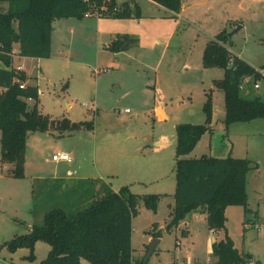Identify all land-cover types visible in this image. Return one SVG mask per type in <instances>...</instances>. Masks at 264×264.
Instances as JSON below:
<instances>
[{
    "label": "rangeland",
    "instance_id": "1",
    "mask_svg": "<svg viewBox=\"0 0 264 264\" xmlns=\"http://www.w3.org/2000/svg\"><path fill=\"white\" fill-rule=\"evenodd\" d=\"M137 1L139 16H102L108 33L100 37L96 14L56 19L52 50L61 51V56L43 61L15 59L14 65L23 62L33 67L32 74L40 70L39 108L57 123L47 131L29 134L24 177L13 176L11 165L2 162L0 130V264H36L47 257L51 245L45 240L35 243V261L27 257L31 253L28 247L13 252L6 242L42 223L49 209L79 210L106 193L101 186L118 191L125 185L140 195L161 194L157 211L142 200L140 213L133 218L135 259L146 257L154 223H158L162 236L147 264H187L189 254L192 264H220L212 241L225 230L213 233L203 218H185L180 227L167 229L177 189L176 127L183 122L206 123L204 104L209 96L214 130L205 133L186 157L234 156L261 163L249 171L246 180L248 205L257 213L246 215L242 205H231L226 225L236 246L264 264V118L227 126L224 91L215 84L224 68L203 64L208 41L225 26L229 30L244 23L232 38L231 52L264 69V0H245L242 12L234 5L237 0H198L191 7L186 4L189 8L180 17L148 0ZM239 15L243 20L237 19ZM74 21L88 23L87 31L70 32L69 24ZM63 23L67 26L60 33L63 26L58 24ZM125 31H132L138 44L120 52L107 49L112 41L109 32L118 35ZM4 66L0 59V68ZM260 76L246 82L248 90L243 89V94L264 98V75ZM32 79L37 83V76ZM28 103L30 108L35 104L33 100ZM63 118L92 122L93 127L62 129L58 123ZM162 134L173 143L156 151L154 140ZM61 150L70 152L72 160H54V153ZM70 169L72 174H68ZM55 173L64 178L51 179ZM34 174L48 179L34 178ZM186 221L190 232L183 234ZM82 262L89 264L86 259Z\"/></svg>",
    "mask_w": 264,
    "mask_h": 264
},
{
    "label": "trees",
    "instance_id": "2",
    "mask_svg": "<svg viewBox=\"0 0 264 264\" xmlns=\"http://www.w3.org/2000/svg\"><path fill=\"white\" fill-rule=\"evenodd\" d=\"M153 1L174 12L183 8V0ZM2 2L6 3L5 7ZM140 10L136 0H126L121 4L118 0H0V59L5 63L0 68L1 160L11 165L13 176L26 175L29 134L47 131L57 123V120L41 112L39 87L28 83L27 73L12 65L15 46H19L15 52L17 55L47 58L52 53L56 19L83 18L89 12L130 18L139 16ZM229 32L226 26L222 28L208 41L203 52L205 67L224 68L223 77L215 80V84L224 91L227 126L233 122L264 118V99L243 94L242 87L247 77L259 79L262 74L248 61L231 52L232 37ZM138 42L137 36L123 33L116 35L107 48L120 52L133 48ZM22 84H25L24 87ZM29 99L35 102L32 108L29 107ZM204 110L206 123L183 122L176 127L177 189L167 229L178 226L193 212H203L209 229L226 230L223 238L213 242L217 262L249 264L254 256L235 245L227 231L226 209L229 205H242L246 215L254 212L248 205L246 180L249 171L258 167L259 163L234 156L186 157L202 136L211 131V96L205 102ZM59 121L58 126L62 129L93 127L92 122H77L68 118ZM105 191L79 210L61 206L49 209L42 223L34 224L29 232L15 235L6 242L7 247L13 252L28 247L31 253L27 257L35 261V243L38 240L47 241L51 249L47 257L36 264H83V259L89 264H147L149 246L143 259L133 256V218L138 215L142 200L147 208L157 211L161 194L140 195L127 185L118 191L107 186ZM155 225L152 234L154 238L161 237L162 231H157Z\"/></svg>",
    "mask_w": 264,
    "mask_h": 264
},
{
    "label": "crops",
    "instance_id": "3",
    "mask_svg": "<svg viewBox=\"0 0 264 264\" xmlns=\"http://www.w3.org/2000/svg\"><path fill=\"white\" fill-rule=\"evenodd\" d=\"M119 1V4H121L122 2H124V1H126V0H124V1H121V0H118ZM148 1H150V2H152V3H154V4H156V5H158V6H160V7H163V6H161L160 4H158L157 2H155V1H153V0H148ZM191 1V2H190ZM206 1V0H205ZM244 1L245 0H237V3L238 4H236V3H234V5H237V7H238V9L242 12L243 10H245V8H244V6H245V4H244ZM254 0H252V2H253ZM256 1V0H255ZM133 2V1H132ZM136 2L139 4V2L136 0ZM189 3V7H191V5H193V4H195V3H198V0H183V8H182V10L180 11V12H174V11H171V10H169V12L170 13H172L173 15H177V16H181L182 14H183V12H185V10L186 9H188L189 7H186V4H188ZM140 5V4H139ZM141 8V7H140ZM164 9H167V8H165V7H163ZM94 14H96L97 16V22H96V26H97V29H96V31H97V35H98V37H100V36H102L103 34H105L108 30H107V28H106V25H104L103 24V22H102V19H101V17H102V15H99V13H91L90 15H89V17H92V15H94ZM124 19H127V18H124ZM232 19V18H231ZM237 19H241V17H240V15L239 16H237ZM241 20H243V19H241ZM96 21V20H95ZM71 24H73V26L75 25V27H73V26H70ZM239 24H241V23H239ZM88 23H81V24H77L75 21L73 22V23H70L69 24V31L70 32H73V33H76V32H78V34H83L84 33V31H87V28H88ZM58 26H63V28H61V30H60V33L62 32H64V30H65V27L67 26V23L66 24H58ZM233 27H230V29H229V31H232V28H236L237 26H238V24L236 25V24H234V25H232ZM243 26H244V23L243 24H241V29L243 28ZM54 28H58L57 26L56 27H54ZM107 30V31H106ZM239 32V31H238ZM108 33V32H107ZM125 33H129V34H133L134 35V33H132V31H130V32H128V31H125ZM237 33V32H236ZM121 34H123V33H121ZM109 36L111 37V39L113 40L115 37H116V34L114 35L112 32H109ZM234 36V35H233ZM233 36H232V38H233ZM59 37H60V35H59ZM214 37V36H213ZM158 40L159 41H161V39L160 38H158ZM107 44H109V42L107 43ZM107 44H106V47H107ZM18 48H19V46L18 45H16L15 46V50L16 51H18ZM108 49V48H107ZM233 51V50H232ZM233 53H235L234 51H233ZM61 51H56V52H53V50H52V53H51V56L50 57H47V58H49V59H51V60H53L54 58L53 57H55V56H57V57H59V56H61ZM235 54H237V53H235ZM237 55H239V54H237ZM240 56V55H239ZM20 57H24L25 59H29V58H31V59H38L39 61H43V59L44 58H40V57H28V56H20V55H15L14 56V59H13V66L14 67H17L18 65H23V68H22V70H24L26 73H27V75H28V77H29V79L27 80V82L28 83H30V84H35V85H37L38 87H39V82H38V80H39V75H40V70L38 71V73H37V75L36 74H32L31 73V69L33 68V67H29V66H25V64H23V62L22 63H20V64H18V65H14V62H15V59L16 58H20ZM241 57V56H240ZM116 61L117 62H119V59L118 58H116ZM247 61V60H246ZM96 68H94V70H95ZM96 72V71H95ZM34 76H37V83L36 82H34L33 81V79L32 78H34ZM252 77H247L246 79H245V82H244V84H245V87L243 88V89H247L248 90V86H247V84L250 82H248V80H250ZM246 82H248V83H246ZM255 83H256V81H255ZM257 88H259V87H257ZM39 91H40V88H39ZM40 96H41V92H40ZM260 97H262V96H260ZM263 98V97H262ZM264 99V98H263ZM29 100H32V99H29ZM28 100V101H29ZM39 102H40V100H39ZM255 120V119H254ZM253 120H251V122H252ZM211 131H210V133H212L213 132V130H214V127H213V124H211ZM1 136H2V134H1ZM29 138V137H28ZM155 143H156V145H157V147L155 148V150L156 151H161V150H163L166 146H168V145H171L172 143H173V139H171V138H169L168 136H167V134H162V135H160L159 137H157V138H155ZM28 141H27V148H28ZM61 151H65V152H68V151H66V150H61ZM58 152H60V151H58ZM70 153V152H69ZM54 154H56V153H54ZM71 154V153H70ZM27 155H28V149H27V152H26V166H25V172H26V170H27V166H28V160H27ZM56 161H60V160H56ZM261 165V163L259 164V166ZM68 174H72V170L70 169V170H68ZM27 175V174H26ZM25 175V176H26ZM33 177L34 178H38V177H41V178H43V179H48V177L47 176H45V175H41V174H34L33 175ZM51 179H63L64 177H62V176H58L56 173L55 174H53V175H51V177H50ZM102 190H106V188L104 187L103 188V186H101L100 187ZM113 189V188H112ZM114 190V189H113ZM229 206H231V205H229ZM229 206L227 207V209L229 208ZM173 208V207H172ZM227 209H226V211H227ZM252 209V208H251ZM253 210V209H252ZM46 213V212H45ZM139 213H140V207H139ZM254 213V212H253ZM171 214V213H170ZM44 216H45V214H44ZM199 218H203V219H205V220H207L206 219V214L205 213H203V212H193V213H191V214H189L187 217H186V220L187 219H194V220H196V219H199ZM44 219V218H43ZM182 222V221H181ZM180 222V223H181ZM180 223H179V225H180ZM186 224V227L185 228H183L182 229V233L183 234H188L189 232H190V229H189V222L188 221H186L185 222ZM176 226V227H180V226ZM156 229L159 227V224L158 223H156ZM227 226V225H226ZM32 229V228H31ZM213 233H219V232H221V231H224V230H214V229H210ZM225 233H226V230H225ZM225 236V234L221 237V238H223ZM152 237V235H150V237L149 238H151ZM154 237V236H153ZM160 239H161V237H159ZM221 238H219V239H215V240H213L212 241V248H213V242L214 241H217V240H220ZM177 241H178V239H177ZM176 241V242H177ZM235 245H236V243H235ZM238 247V246H237ZM239 248V247H238ZM240 249V248H239ZM241 251H243V250H241ZM252 254V253H251ZM253 256H254V254H253ZM254 259L257 261V259L255 258V256H254ZM257 264H258V261H257Z\"/></svg>",
    "mask_w": 264,
    "mask_h": 264
},
{
    "label": "built area",
    "instance_id": "4",
    "mask_svg": "<svg viewBox=\"0 0 264 264\" xmlns=\"http://www.w3.org/2000/svg\"><path fill=\"white\" fill-rule=\"evenodd\" d=\"M97 13V12H96ZM91 14V12H89V13H87V15H90ZM99 15H101V13H99ZM16 50H14L12 53H13V56H15L16 55ZM17 69H19V70H22V68H23V65H18L17 67H16ZM256 69L262 74V75H264V69L263 68H257L256 67ZM95 71L96 72H100V69L99 68H96L95 69ZM245 82V81H244ZM244 82H243V84H242V87L244 88ZM24 85L25 84H22L21 86L22 87H24ZM255 86L256 87H258L259 86V82H257L256 84H255ZM125 111H130L129 109H125ZM53 159L54 160H67V161H71L72 160V156H71V154L69 153V152H65V151H60V152H57L56 154H54L53 155ZM176 244L178 245L179 244V240L176 242ZM186 263L187 264H192L193 263V259H192V257H191V255L189 254L187 257H186ZM249 264H257V261L254 259V258H252L251 260H250V263Z\"/></svg>",
    "mask_w": 264,
    "mask_h": 264
},
{
    "label": "water",
    "instance_id": "5",
    "mask_svg": "<svg viewBox=\"0 0 264 264\" xmlns=\"http://www.w3.org/2000/svg\"><path fill=\"white\" fill-rule=\"evenodd\" d=\"M241 29V25L237 26L235 29L229 32L230 36L232 37L236 32H238ZM160 241L159 237H155L152 239V242L149 244L147 257H149L155 250L156 246L158 245Z\"/></svg>",
    "mask_w": 264,
    "mask_h": 264
}]
</instances>
